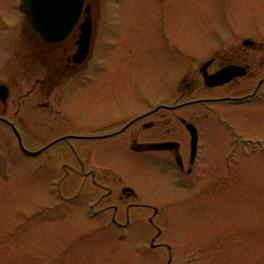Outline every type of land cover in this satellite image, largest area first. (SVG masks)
Wrapping results in <instances>:
<instances>
[{"label": "rangeland", "instance_id": "374dc122", "mask_svg": "<svg viewBox=\"0 0 264 264\" xmlns=\"http://www.w3.org/2000/svg\"><path fill=\"white\" fill-rule=\"evenodd\" d=\"M90 1L98 4L99 27L91 65L114 72L131 69L125 81L149 89L166 81L151 69H164V76L177 64L169 52L175 42L183 44L181 64L195 66L218 45H224L223 52L230 49V42H219L220 35L251 37L264 31V0ZM3 10L0 69L28 66V52L19 47V32L15 42L6 43L2 36L8 32L2 27L14 24L11 8ZM203 93L199 88L193 96ZM31 111L28 102L18 128L28 147L40 148L52 138L50 117ZM233 116L237 129L251 141L244 145L238 140L232 145L239 153H224L231 138L223 143L219 138L226 130L207 126L211 168L202 174L199 186L173 192L175 197L167 203L160 200L170 192L149 195L138 187L163 212L155 217L157 224L131 214L134 228L123 234L107 227L104 219L88 218L84 201L54 199L50 153L23 157L13 132L0 123V264H264V109L256 115ZM242 146H246L244 153ZM135 165V171L149 168ZM148 181L160 186L158 180ZM154 235L160 247L151 246Z\"/></svg>", "mask_w": 264, "mask_h": 264}, {"label": "flooded vegetation", "instance_id": "af4514ba", "mask_svg": "<svg viewBox=\"0 0 264 264\" xmlns=\"http://www.w3.org/2000/svg\"><path fill=\"white\" fill-rule=\"evenodd\" d=\"M22 5V0H0V22L4 6L11 8L14 17L10 18L14 24L2 27L8 31L3 38L6 43L15 42L19 32V47L28 52V66L0 69V123L13 132L23 157L50 153V193L54 199L82 200L88 218L104 219L107 227L127 233L134 228L131 214L153 223L163 212L138 187L149 195L170 192L160 200L167 203L170 196L175 197L173 192L194 191L202 182V174L211 168L207 126L213 131L226 130L219 138H223L222 143L231 138L225 142L229 145L224 153H239L232 145L238 140L244 145L251 141L237 129L233 115H256L264 109L263 30L251 37L220 35L219 42H230V49L223 52L224 45H218L195 66L181 64L183 44L175 42L169 52L177 64L164 76V69H151L155 77L166 81L160 80L157 88L150 85L149 89L145 84L125 81L131 69L114 72L91 65L99 32L95 16L98 4L86 0L71 33L56 42L46 41L33 30ZM87 16L92 19L91 50L86 59L77 62L75 55ZM199 88L205 93L193 96ZM28 102L30 113L50 117L52 138L40 148L28 147L18 128ZM241 150L244 153L246 146ZM132 164L149 168L135 171ZM225 164L228 171L229 162ZM148 180H158L160 186ZM180 201L176 207L181 206ZM161 233L159 228L157 235ZM156 239L154 235L153 248L160 247L154 243Z\"/></svg>", "mask_w": 264, "mask_h": 264}, {"label": "water", "instance_id": "95a60500", "mask_svg": "<svg viewBox=\"0 0 264 264\" xmlns=\"http://www.w3.org/2000/svg\"><path fill=\"white\" fill-rule=\"evenodd\" d=\"M23 2L22 9L33 30L46 41L56 42L63 40L71 32L79 19L85 0H23ZM91 39V17L87 16L82 25L79 48L75 55L77 61L84 60L88 55Z\"/></svg>", "mask_w": 264, "mask_h": 264}]
</instances>
